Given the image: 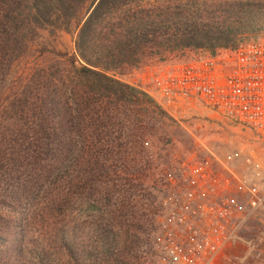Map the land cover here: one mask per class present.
Listing matches in <instances>:
<instances>
[{"label": "trees", "instance_id": "trees-1", "mask_svg": "<svg viewBox=\"0 0 264 264\" xmlns=\"http://www.w3.org/2000/svg\"><path fill=\"white\" fill-rule=\"evenodd\" d=\"M74 22L73 53L13 76L41 31ZM263 30L264 0H0V264H138L143 214L85 221L103 214L106 164L115 153L132 163L150 123L143 105L166 115L116 73L149 55H214ZM76 203L94 214L70 222Z\"/></svg>", "mask_w": 264, "mask_h": 264}, {"label": "built area", "instance_id": "built-area-1", "mask_svg": "<svg viewBox=\"0 0 264 264\" xmlns=\"http://www.w3.org/2000/svg\"><path fill=\"white\" fill-rule=\"evenodd\" d=\"M131 77L124 81L158 99L174 118L205 108L264 140V34L214 55L139 67ZM241 155L261 173V157L241 147L233 158ZM222 165L218 170L207 160L191 159L168 174L155 242L160 264H209L234 245L242 221L262 204L257 185H247L232 165ZM240 191L246 193V204L238 197ZM152 263L148 258L145 264Z\"/></svg>", "mask_w": 264, "mask_h": 264}, {"label": "rangeland", "instance_id": "rangeland-1", "mask_svg": "<svg viewBox=\"0 0 264 264\" xmlns=\"http://www.w3.org/2000/svg\"><path fill=\"white\" fill-rule=\"evenodd\" d=\"M161 1L175 2V0ZM207 1L211 3L216 0ZM262 34L264 30L246 34L242 39ZM75 37L76 22L72 24L69 31H41L31 43L27 55L14 65L13 76L19 75L24 70H31L34 66L55 62L53 51L73 53ZM210 54L207 50L186 49L161 56L149 55L139 67L188 61ZM137 68H123L116 74L125 82L124 80L132 78ZM150 98L166 115L156 114L154 112L156 107L143 105V108L149 109L147 114L150 117V123L148 126L145 124L143 137H137L134 145H130L128 149L129 152L132 149L135 152L134 157L130 156L132 163L131 161L129 164L125 163L121 159L122 155L115 153L117 160L106 164L107 173L102 177L103 181L99 188L101 194L105 196L102 203L103 214H94L85 205L78 207L76 203L74 208L78 209L74 211L71 209L70 222L74 221L72 218L83 222L91 214H94L95 218H87L85 220L87 224L101 219L111 222V217L122 214L124 217L127 210L131 214L136 212L137 217L143 214L142 224L145 233L141 234L143 247L139 252L138 264H145L148 258L152 260V264H160L155 242L160 219L164 215L163 200L168 192V174L182 162L191 159L207 160L211 167L218 170L223 168L222 163H224L232 165L247 185H257L259 192L263 195V202L242 221L237 229L236 233L242 240L234 237L232 240L234 245L209 264H264V140L249 128L221 120L205 108H200L194 115L185 118H174L165 111L158 99L152 96ZM92 123L91 120L86 123L89 133ZM120 143L123 147L119 149L116 147V152L126 148L123 139ZM241 147L254 151L258 157L262 158L260 174L254 170L253 165L246 162L242 155L233 158L234 153ZM207 149L213 150L222 163L214 159ZM128 179L134 185L132 193L130 191L127 193L129 186L125 184L129 182ZM240 192L238 197L246 204V193ZM128 204L132 208L123 210V207ZM59 220L56 216V221Z\"/></svg>", "mask_w": 264, "mask_h": 264}]
</instances>
